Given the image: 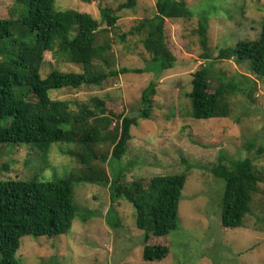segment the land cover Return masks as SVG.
<instances>
[{"label":"rangeland","instance_id":"obj_1","mask_svg":"<svg viewBox=\"0 0 264 264\" xmlns=\"http://www.w3.org/2000/svg\"><path fill=\"white\" fill-rule=\"evenodd\" d=\"M122 1L56 0L55 6L89 13L100 28L105 27L100 9H115V25L107 35L98 37V42L107 40L110 45L107 66L145 68L150 55L141 36L129 34V30L138 20L153 16L154 0H137L133 8L117 10ZM184 1L193 15L166 18L164 23L166 43L175 58L171 68L157 76L147 70L128 72L109 77L100 85L49 91L52 98L69 100L73 110L92 97L102 98L116 122L120 114L137 111L143 88L154 80L151 115L130 128L131 137L121 158L111 159L109 142L92 146L94 158L88 161L89 166L67 154L69 149L81 151L77 144L54 142L47 154L37 146L0 144V179L61 178L70 173L79 175L90 167L105 171L109 180L120 176L121 181L138 179L146 185L156 174L185 173L176 229L144 241L131 203L124 199L110 202L107 185L74 181L76 217L70 230L54 237L22 236L15 253L17 264H264V181L252 193L242 225L223 227L220 202L224 181L210 171L219 161L228 165L247 157L264 175V78L252 74L246 61L216 58L221 47L258 37L264 0ZM19 9L14 0H0V17H17ZM201 10L208 17L211 56L207 59L202 57L196 32ZM43 60L42 76L53 68L82 70L78 64L54 60L50 52L44 53ZM202 65L210 69L211 88L219 80L238 83L240 90L229 96V116L195 119L189 115L187 93L192 73ZM251 90L252 101L248 97ZM144 244H163L169 252L162 259L144 261Z\"/></svg>","mask_w":264,"mask_h":264},{"label":"trees","instance_id":"obj_2","mask_svg":"<svg viewBox=\"0 0 264 264\" xmlns=\"http://www.w3.org/2000/svg\"><path fill=\"white\" fill-rule=\"evenodd\" d=\"M55 1L14 0L20 7L18 16L0 17V144L37 146L44 154L54 142L77 144L81 151L69 149L67 154L89 166L88 161L94 158L92 146L109 142L111 159H119L126 152L130 128L151 115L156 92L154 80L143 88L137 111L120 114L116 122L102 98L92 97L73 110L69 100L52 98L49 91L100 85L109 77L128 72L147 70L159 75L171 68L175 60L165 39V19L189 18L193 12L184 0H154L153 16L138 20L129 30V34L141 36L142 45L150 55L146 67L112 68L107 66L109 42H98V37L107 35L115 25L118 18L115 9L108 6L100 9V19L105 23L100 28L98 20L89 13L59 9ZM136 3L137 0H124L117 10L133 8ZM198 14L196 32L202 57L207 59L211 56L208 17L202 10ZM45 52H50L58 62L78 64L82 70L53 68L42 76ZM216 58L246 61L252 74L264 78V21L257 38L240 39L232 46L221 47ZM239 90L238 83L231 79L219 80L211 88L210 69L202 65L192 73L187 93L189 115L195 119L227 117L231 111L229 96ZM252 91L248 94L250 101ZM210 171L224 181L220 224L241 226L249 212L251 195L258 183L264 181V175L247 157L232 160L228 165L219 161ZM185 176V173L156 174L145 185L138 179L121 181L120 176L109 180L105 171L88 167L79 175L70 173L61 178L0 179V264H17L15 253L24 235L54 237L70 230L76 217L74 181L107 185L110 202L124 199L131 203L136 228L144 232V241L151 236L167 235L178 224ZM168 252L166 245L144 244L141 256L144 261H154Z\"/></svg>","mask_w":264,"mask_h":264}]
</instances>
